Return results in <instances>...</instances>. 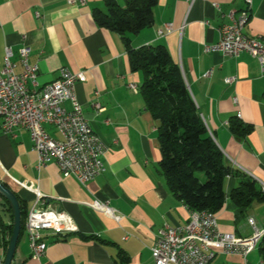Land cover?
<instances>
[{
	"label": "crops",
	"instance_id": "crops-1",
	"mask_svg": "<svg viewBox=\"0 0 264 264\" xmlns=\"http://www.w3.org/2000/svg\"><path fill=\"white\" fill-rule=\"evenodd\" d=\"M115 1L125 5V0ZM98 9L107 10L106 0H0V73L6 48L12 49V60L19 65V50L25 46L32 50L30 63L39 65L37 89L56 81L62 68L84 73L76 97L108 147L105 172L82 186L74 177H64L54 160L41 166L25 129L10 136L0 132V181L29 209L35 202L33 190L38 189L47 204L72 216L79 229L50 237L40 260L32 257L24 233L12 264H155L150 248L158 231L166 225L184 228L190 221L191 210L170 192L160 170V121L146 109L140 91L143 72L131 69L123 37L98 25ZM244 11L250 16L244 33L264 43V0H251L250 7L245 0H159L153 24L129 37L134 49H167L229 164L263 187L264 70L249 54L233 58L205 51L219 42V29L233 22L231 16L237 19ZM230 77L236 82L227 84ZM96 102L101 111L93 107ZM64 108L71 110V103ZM236 117L252 127L245 139L229 128ZM44 128L54 139H62L56 127ZM239 182L227 179V201L216 217L221 232L250 238V218L264 229V201L244 211L236 207L230 193ZM95 201L122 214V222L96 211ZM258 245L246 262L239 255L218 254L214 263L264 264ZM5 255L0 233V258Z\"/></svg>",
	"mask_w": 264,
	"mask_h": 264
},
{
	"label": "built area",
	"instance_id": "built-area-1",
	"mask_svg": "<svg viewBox=\"0 0 264 264\" xmlns=\"http://www.w3.org/2000/svg\"><path fill=\"white\" fill-rule=\"evenodd\" d=\"M250 7L251 0H245ZM233 22L219 29V42L205 47L206 52H222L225 56L239 58L249 54L257 59L264 70V43L248 37L244 28L249 12H242ZM32 50H19V65L12 60L13 51L5 50V64L0 73V132L10 136L20 128L29 132L41 166L55 161L64 177H74L82 186L105 172L107 145L91 128L84 116L75 88L85 80L84 73L74 74L67 68L59 71L56 81L37 89L39 65L30 63ZM227 78V84L236 82ZM136 91V86H131ZM70 102L71 110L64 108ZM93 107L101 111L99 102ZM56 127L62 139H54L44 128ZM264 192V184L263 190ZM35 202L30 208L25 232L30 241L32 257L40 260L48 249L50 237L65 236L78 232L72 216L47 204L44 195L33 190ZM92 207L121 223L124 216L107 204L95 201ZM249 222L254 229L250 238L224 233L219 229L216 214L210 211H191L190 221L184 228L164 226L158 231L155 244L150 248L155 264H215L218 254L239 255L245 262L259 244L264 229L257 227L254 218ZM0 264L3 260L0 258Z\"/></svg>",
	"mask_w": 264,
	"mask_h": 264
},
{
	"label": "trees",
	"instance_id": "trees-1",
	"mask_svg": "<svg viewBox=\"0 0 264 264\" xmlns=\"http://www.w3.org/2000/svg\"><path fill=\"white\" fill-rule=\"evenodd\" d=\"M158 2L125 0V5L120 6L115 0H106L107 10H95L94 17L99 26L112 29L123 37L131 69L143 72L140 91L146 109L160 121L159 166L170 192L191 211L216 214L227 201V179L240 178L238 186L230 193V201L244 211L255 202L264 201L263 187L229 164L210 135L181 70L172 61L167 49L161 45L139 49L131 46L129 34H137L153 24V10ZM229 128L233 134L244 139L252 132V127L245 125L238 117L230 121ZM14 193L22 214L21 239L26 233L25 222L30 209ZM0 198L3 200L0 202V233L6 252L13 232L14 216L9 202L1 195ZM259 240L258 247L264 263V233Z\"/></svg>",
	"mask_w": 264,
	"mask_h": 264
},
{
	"label": "water",
	"instance_id": "water-1",
	"mask_svg": "<svg viewBox=\"0 0 264 264\" xmlns=\"http://www.w3.org/2000/svg\"><path fill=\"white\" fill-rule=\"evenodd\" d=\"M0 195L9 202L14 216L13 232L10 238V242L8 249L6 251L5 258L3 260V264H12L15 258L17 246L20 241V236L22 231V214L20 209V203L18 201L17 196L2 181H0Z\"/></svg>",
	"mask_w": 264,
	"mask_h": 264
},
{
	"label": "rangeland",
	"instance_id": "rangeland-1",
	"mask_svg": "<svg viewBox=\"0 0 264 264\" xmlns=\"http://www.w3.org/2000/svg\"><path fill=\"white\" fill-rule=\"evenodd\" d=\"M0 202H3V200L0 198ZM10 220V213H8L7 221Z\"/></svg>",
	"mask_w": 264,
	"mask_h": 264
},
{
	"label": "bare ground",
	"instance_id": "bare-ground-1",
	"mask_svg": "<svg viewBox=\"0 0 264 264\" xmlns=\"http://www.w3.org/2000/svg\"><path fill=\"white\" fill-rule=\"evenodd\" d=\"M264 233V232H263ZM262 235H259V238L261 237Z\"/></svg>",
	"mask_w": 264,
	"mask_h": 264
}]
</instances>
